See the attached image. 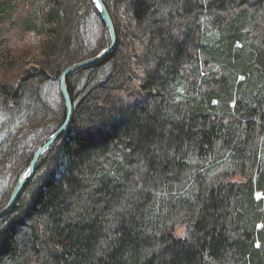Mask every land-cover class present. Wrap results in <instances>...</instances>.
Here are the masks:
<instances>
[{"label":"trees","instance_id":"1","mask_svg":"<svg viewBox=\"0 0 264 264\" xmlns=\"http://www.w3.org/2000/svg\"><path fill=\"white\" fill-rule=\"evenodd\" d=\"M37 1L47 60L0 84V210L65 119L63 70L110 44L93 0ZM105 2L118 46L69 77L72 123L0 218V264H264V0ZM89 14L108 39L71 56Z\"/></svg>","mask_w":264,"mask_h":264},{"label":"rangeland","instance_id":"2","mask_svg":"<svg viewBox=\"0 0 264 264\" xmlns=\"http://www.w3.org/2000/svg\"><path fill=\"white\" fill-rule=\"evenodd\" d=\"M34 8H29V5ZM38 10L37 0H18L12 8H8L0 15V84L7 86L9 90L17 88L21 82L25 71L33 66H39L47 60L48 50L46 49L49 39L45 29L36 31L35 29L26 30L29 23V16ZM37 13V11L35 12ZM118 24H122L121 14L118 13ZM80 43L76 46L71 56H84L100 49L108 39L107 33L96 20L94 15L89 14L87 23L81 29ZM137 71H139L137 69ZM138 73L142 74L140 70ZM49 93V100L52 111L60 112V103L58 102V86L50 84L46 88ZM13 107L6 101L5 96L0 91V139L6 136L9 130L10 122H13ZM59 114V113H58ZM11 120V121H10ZM32 124L27 121L21 122L19 129L14 128L19 133H24L28 137ZM13 128V129H14ZM5 184L0 182V203Z\"/></svg>","mask_w":264,"mask_h":264},{"label":"water","instance_id":"3","mask_svg":"<svg viewBox=\"0 0 264 264\" xmlns=\"http://www.w3.org/2000/svg\"><path fill=\"white\" fill-rule=\"evenodd\" d=\"M1 1L2 0H0V2ZM93 3L108 29L110 44L97 55L75 62L63 70L60 77V91L66 108L65 119L60 127L55 132H53L40 147H38L29 165L21 172L8 203L4 208L0 210V218L8 214L14 208L21 195L23 194L25 188L27 187L29 181L32 180V178L35 176V172L40 160L60 140V138L66 133L72 123L75 106L68 85L69 77L78 70L103 61L111 53H113L118 46L119 37L117 26L105 0H93Z\"/></svg>","mask_w":264,"mask_h":264}]
</instances>
